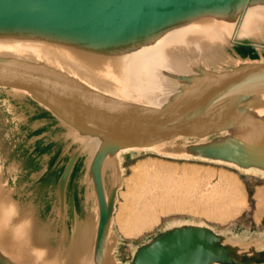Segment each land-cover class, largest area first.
Listing matches in <instances>:
<instances>
[{
  "label": "water",
  "instance_id": "1",
  "mask_svg": "<svg viewBox=\"0 0 264 264\" xmlns=\"http://www.w3.org/2000/svg\"><path fill=\"white\" fill-rule=\"evenodd\" d=\"M200 1L205 0H0V89L25 94L27 101L48 113L64 130L62 136L73 127L86 125L98 139L93 146L70 137L49 170L53 172L60 160L68 157L50 193L54 201L46 220L52 219L54 224L45 228L51 238L44 264H69L71 243H79L81 223L87 218L94 224L89 263L123 264L118 256L120 238L113 215L123 185L124 157L153 153L219 164L215 158L193 154L197 148L194 144L203 140L211 144L231 141L229 128L252 118L248 115L251 104L264 96L262 40L238 39L221 49L223 62H199L191 80L162 94L160 105L107 93L91 84L83 72L86 65L82 60L128 50L137 45L138 39L158 29L160 19L166 21L169 14ZM249 1L224 0L225 5L242 9L248 8ZM212 2L218 7L221 0ZM241 45L256 49L260 58L242 57L235 50ZM242 104L247 106L240 113ZM0 105L7 110L1 95ZM257 147L256 153L229 151L222 156L236 155L246 163L264 167V142ZM200 148L208 147L206 144ZM80 159L83 167L78 184L79 190L85 189L80 194L84 199L82 214L76 206V182L71 184ZM0 170V189L10 192L18 202V219L29 210L27 217L41 223L45 209L40 202L41 192L36 188L27 191L32 184L16 185L19 164L9 162L1 141ZM235 170L264 179L261 173ZM39 231L34 229V234ZM26 248L31 254V246ZM10 257L0 251V264H10ZM125 264H264V237H241L219 232L205 223L179 222L136 247L132 260Z\"/></svg>",
  "mask_w": 264,
  "mask_h": 264
},
{
  "label": "bare ground",
  "instance_id": "2",
  "mask_svg": "<svg viewBox=\"0 0 264 264\" xmlns=\"http://www.w3.org/2000/svg\"><path fill=\"white\" fill-rule=\"evenodd\" d=\"M223 5H225L224 0H221L220 6L218 7L212 0H205L191 5L182 12L169 14L168 20H159L161 23L158 29L138 39V43L135 42L137 45L130 47L128 50H119L109 55H91L92 58L82 60L86 65V69L83 68V72L87 73L91 84L99 89H103V91L107 93L134 101L160 105L158 103L163 101L161 99L162 94L166 93L168 90L173 91L175 88L185 85L191 80L190 76L195 74L199 62L206 64L223 62L224 57L221 49L226 47L229 43L235 42L238 39L247 38L264 41V0H250L248 2V8L245 9L234 4ZM141 43L144 44L141 45ZM235 50L237 52L236 47ZM0 90L1 98H3L4 103L7 104V110H9L8 112L14 117L13 120H15L18 127L31 126L33 128H40L44 125H49L52 131L49 130L44 132L41 138L47 141L55 139L54 141H56L60 147L63 146V143L70 137L83 140L84 142H90L93 146L98 142V139L95 137L96 133L90 130L91 128L86 125L73 127L68 133L62 136L64 130L57 126V123L49 117L50 115L48 113H46L48 117L40 118L39 116L45 112L33 102L27 101L24 98L25 94L12 90ZM2 91H6V93L4 92V94H2ZM260 98L261 99L256 103L251 104V111L250 113L248 112V115H253L252 118L248 120L244 119V123L243 120H241L238 125L229 128L228 134L231 141L230 139H225L224 142H216L214 144L208 143L207 140L199 141L194 144L196 145L195 147H197L196 150L198 149L199 151L195 152L196 150H194L192 153L204 158H215L219 165L228 166L227 164H229V167L241 168L248 173H261L264 175V167L260 165L246 163L236 155L229 158L222 156L227 152L229 153V151L234 153L236 151L237 154L240 155L241 153H256V150L258 151L257 146L264 142V96ZM246 106L247 104L239 106L238 112L241 113ZM37 139L38 138H35L33 141ZM206 144L208 147L207 150H201L200 147ZM216 152L217 154L212 155V153ZM49 158L50 156L45 154L41 160V164H47ZM133 168L138 182H136L131 189V194L128 199L129 203L128 205L126 204L128 209L127 214L124 221L121 223L122 230L128 236L141 235L143 230L148 228L146 225L147 218L155 212L157 206H169L176 201L182 203V199L186 200L188 195L185 194L182 188L191 179V172L189 173L186 170L181 173L180 176H176L175 170L164 164L156 167V164H151L150 166L143 162V164H137V166ZM196 173L198 174V172ZM217 175L219 176V173ZM222 175L219 179L216 177L218 179L216 182L207 181L205 184V192L201 191V194L202 196H207V198L205 197L207 200L205 201L202 198H197L196 201L198 204L204 205L206 212L212 214V218L213 216L220 218L226 215V217L230 219L242 212L246 205H241L237 208L234 207L231 212L227 209L232 205L226 209L228 203L225 199L228 195H226V193H229V201L232 203L236 192L239 191L242 184L237 175L233 176V180L224 179L225 181H223ZM205 176H207V174ZM32 180V177H30L29 180H27V184H29V181L32 183ZM22 183L23 180L21 181V184ZM106 183L109 184V182ZM192 190L190 192H192ZM237 195L239 197V194ZM9 197H11L10 192H2L0 189V202L6 201ZM106 197L107 191L104 188L103 199L105 200ZM257 197L260 201L264 200V194L261 190ZM52 198L53 200H51V203L54 201V197ZM193 205L196 206V204ZM188 207L189 206H187V208ZM50 209H44L41 216V223L38 224L32 221L34 223L32 226L34 227L32 228L31 226L30 230V244L22 241L16 243L18 240L14 239L12 232L8 233V231L11 230L0 226V251L11 256L9 259L10 264H34V258L26 251V247L29 245L47 248L48 252H50L47 245H49L51 236L49 233L45 232V228L50 229L54 224V220H46L50 215ZM169 211L170 210L166 207L162 210L163 214H168ZM194 211L196 212V210ZM29 213L30 211L28 210L23 216H28ZM227 214L229 215L227 216ZM205 215L207 216L206 213ZM159 219L160 218H158V221ZM92 221L91 218H87L81 223L82 236L77 245H75V240L71 243L69 264H90L89 257L92 252L91 247L94 239V224H92ZM37 228H40L41 231H39V234H34V229ZM107 245L109 246V244ZM111 254L112 253L109 255L111 256ZM109 255L108 260L111 259ZM3 261L7 263V261ZM106 264L112 263L108 261Z\"/></svg>",
  "mask_w": 264,
  "mask_h": 264
},
{
  "label": "rangeland",
  "instance_id": "3",
  "mask_svg": "<svg viewBox=\"0 0 264 264\" xmlns=\"http://www.w3.org/2000/svg\"><path fill=\"white\" fill-rule=\"evenodd\" d=\"M236 48H237V52L244 58H246V57H250L252 59H259L260 58L259 52L256 49H254L248 45H241V46H238ZM263 55H264V52H263ZM45 114L46 113L41 114V115H45ZM46 116H47V114H46ZM49 117H51V116H49ZM13 118L14 117L11 116V114L7 110H5V108H3L2 105H0V141H1V144H3V146H4V149L6 151V155L8 156L9 162H12L15 160V162H17L19 164V171L16 173V176H17L16 185L20 186L23 183L27 184V180H29V178L32 177V179H33L31 181L32 183H30V181H29V184H32V185L27 186L26 190L30 191L31 189L36 188L38 191H40L41 192L40 202H41V204H45V208L49 210L51 208L50 193L55 190L56 184H57L58 179H59L58 177L60 176L59 174L56 176L55 175L53 176L52 172L49 173V170L56 163V161L60 155V152L62 150V146L59 148V151H57V153L55 151L51 155H48V156H50V158H49L47 164L42 165L40 168H39V166H36V165L34 166L35 163L33 161H30L27 158H24V154H25L24 152L33 153L36 150V147H35L36 143L41 141V139H43V138H41V136L44 133H40V132L43 129L45 130V128L47 126H48V128H47V130H45V132L51 130V128L49 125H44L43 127H40V128H33L31 126L18 127L15 120H13ZM44 118H46V117H44ZM48 119H50V118H48ZM26 128H28V129H26ZM53 134H56V133H53ZM35 138H38V139L33 141V139H35ZM54 140L52 139L49 142V144L45 145L44 148L43 147L41 148L43 150V152L49 153V154L51 153L53 146L55 144H57V142ZM40 144L41 143H39V145ZM67 160H68V157L61 159L60 162L57 164V166H59V168L63 169L64 163H66ZM143 162L146 164H149L150 166H151V164H156V167H159L162 164H164L166 166H170L171 168H173L175 170L176 176H178V175L180 176L181 173H183L186 170L189 173L191 172L190 173L191 179L185 184L186 187L184 186L182 188V189H184L185 194L188 195V197L186 200L185 199H182L183 201L181 200L182 203H184V204H182L180 201H176L174 204H172L173 206L172 205H169V206L165 205L164 207H162L160 205L157 206L155 208V212H153L152 215L147 218L146 225L148 228L144 229L141 235L128 236L122 230V224L121 223L124 221V218L127 214V210H128L127 205L129 203L128 199H129L130 194H131V189H132V187H134V184H136V182H138V179H137L136 175L134 174V168L133 167L137 166V164L138 165L143 164ZM75 167L76 168L74 169L72 177H71V184L74 181L76 182V191H75L76 206H77L78 213L82 214V212H83L82 202L84 201V199L80 196V194H84L85 189L83 188L82 190H79L78 180L81 177L83 160L80 159L77 162ZM122 167L124 170V174H123L124 181H123V185H122L121 189L118 192L119 198L116 202L115 212H114L113 216H114V229H115L118 237L120 238V245L118 248V256H119L120 261L123 264L130 262L132 260L133 253H134L136 247L143 245L145 242L149 241L151 238L160 234L162 231H164L170 225H173V224L179 223V222L205 223V224L213 227L214 229H216L219 232H229L231 234L238 235L241 237H249V238L260 237V236L264 237V200L260 201L257 197L260 190L264 194V179L259 177V176H256L253 174H243V173H241V172H239L233 168H230V167H227L224 165L215 164V163L202 162V161H197V160L172 159V158L160 156V155L153 154V153H143V154L137 155V156L126 155L124 157ZM44 168H45V170H43ZM34 169H36V171L30 172V170H34ZM41 170H43L41 172V174L39 176H37L36 178H33V174L39 173ZM196 172H198V174ZM202 172H203V174H202ZM216 172L219 173V176L217 175L218 173H216ZM224 172H225L227 177L225 176ZM215 173H216V175H215ZM206 174H207V176H205ZM222 174H224V175H222ZM202 175H204V176H202ZM221 175L223 176L222 177L223 181H225L226 179L233 180L234 179L233 176L237 175L238 179L240 180V182L242 184V186L239 189L240 193H239V191H237L235 194V198L233 201L234 203L233 202L231 203L229 201V193H226V195L228 194L227 196L225 195L226 196L225 197L226 202L228 201L227 205L229 204L228 206L226 205V209H227V207L232 205L231 207H229V209H227L230 212L234 207L237 208L241 205H246L242 212L236 214L233 218H230V219H228V217H226V215L223 217H220V218H216V216H213V218H212V214H208L206 212V208L204 207V205L198 204V202L196 201L197 198L198 199L202 198L205 201L207 200L206 199L207 196H202L201 191L205 192V189H206L205 184L207 183V181L216 182L221 177ZM210 176H212L214 178H212ZM229 176H230V178H229ZM125 179H126V181H125ZM22 180H23V183L21 184ZM194 181H195V183H194ZM198 184H200V185H198ZM224 186H226V185H224ZM198 188L200 189V192H199ZM191 190H192V192H190ZM194 190H195V192H194ZM241 190H242V192H241ZM187 191H188V194H187ZM256 192H257V194H256ZM237 194H239V197ZM241 194H243V195H241ZM240 197H241V199H240ZM236 199H238V200H236ZM190 200H191V202H190ZM185 203H187V204H185ZM193 204H196V206ZM197 205H198V207H197ZM187 206H189V207L187 208ZM165 207L170 210L168 214L167 213L163 214V212H162L163 208H165ZM171 209H174V210H171ZM198 209H200L201 211ZM194 210H196V212ZM198 213H200V214H198ZM205 213L207 214V216L205 215ZM153 215H154V217H153ZM158 215H159V217H158ZM228 215L229 214H227V216ZM158 218H160L159 221H158ZM124 233H125V235H124Z\"/></svg>",
  "mask_w": 264,
  "mask_h": 264
},
{
  "label": "clouds",
  "instance_id": "4",
  "mask_svg": "<svg viewBox=\"0 0 264 264\" xmlns=\"http://www.w3.org/2000/svg\"><path fill=\"white\" fill-rule=\"evenodd\" d=\"M15 167L13 165V168ZM20 215V206L15 199L9 197L6 201L0 202V226L10 229L14 239L30 244L31 218L25 216L18 219ZM31 255L34 258V264H44L48 257V249L33 245L31 246Z\"/></svg>",
  "mask_w": 264,
  "mask_h": 264
},
{
  "label": "flooded vegetation",
  "instance_id": "5",
  "mask_svg": "<svg viewBox=\"0 0 264 264\" xmlns=\"http://www.w3.org/2000/svg\"><path fill=\"white\" fill-rule=\"evenodd\" d=\"M40 118H44V117H47L46 115H41V116H39ZM47 128H48V126L45 128V130H47ZM26 129H28V128H26ZM45 130L43 129L40 133H44L45 132ZM46 139H41V141H39V142H37L36 143V145H35V147H36V150L33 152V153H30V152H24L25 154H24V158H27L28 160H30V161H33L35 164H34V166L36 165V166H39V168L42 166V164H41V160L43 159V156L45 155V154H47V155H51L52 153H54L55 151H56V153H57V151H59V148H60V145L57 143V144H55L54 146H53V148H52V151H51V153L49 154V153H45V152H43V150L41 149L42 147L44 148V146L45 145H47V144H49V142L50 141H45ZM39 143H41L40 145H39ZM34 147V148H35ZM33 148V147H32ZM76 168V167H75ZM64 169V168H63ZM63 169L62 168H59V166H57L56 168H55V170L52 172V175L54 176H56V175H60V173L63 171ZM31 171H36V169H34V170H30V172ZM59 178V177H58Z\"/></svg>",
  "mask_w": 264,
  "mask_h": 264
}]
</instances>
